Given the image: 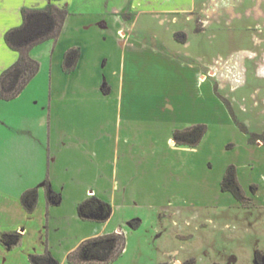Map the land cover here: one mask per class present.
<instances>
[{
    "label": "rangeland",
    "instance_id": "374dc122",
    "mask_svg": "<svg viewBox=\"0 0 264 264\" xmlns=\"http://www.w3.org/2000/svg\"><path fill=\"white\" fill-rule=\"evenodd\" d=\"M80 5L78 3L75 7ZM104 5L90 4L89 7L102 12ZM177 5L181 9L176 12L163 11L157 15L143 13L140 16L136 30H133V38L151 45L152 53H148L147 58L150 59L146 60V65L137 66L140 69L137 76L140 75L141 79L136 76L132 90L129 86L124 89L126 97L129 92L133 94L130 98V107L134 110L132 113L146 108L153 110L150 108L158 106V102L159 105L163 101L169 104L168 99L174 104L171 96L163 93V87L170 92L173 89L185 92L194 90L203 99L205 97L214 112L209 120L212 124V135L207 140L209 148L196 156H188L194 157L196 161L201 160L195 168L187 162L188 159L183 160L181 156L177 158L175 168H169L160 159V155L164 154H155L157 142L152 137L155 136V130L148 131L145 149L129 147L126 151V143L116 147L114 162L104 165L100 160L98 165L100 173L109 175L103 181H98L106 185L109 180L108 196L103 201L112 206V216L107 221L83 219L91 223L82 229L83 234L94 235L90 238L114 232L125 235V251L110 264H179L178 260L183 261L181 264H234L233 257L236 256L240 257L239 264H254L255 260L251 262L247 254L242 257L228 252L238 243H230L226 239L224 241V238L245 234L249 245L252 236L251 217L256 213L250 207H225L224 195L216 182L220 163L224 159L229 161L234 158V154L225 150L223 144L232 142L235 145L236 141H241L237 131L240 129L239 123L247 129H264V0H178ZM42 44L35 48L46 65L48 55L42 49ZM154 59L157 60V66H154ZM170 60L178 64V67L187 69L188 79L185 76L184 80L179 77L178 80L172 78L170 81L171 77L164 76L166 73L161 74V67ZM117 67L114 66L115 69ZM44 70L22 98L17 100L19 94L12 102L3 103L1 117L17 126L22 138L25 135L24 129L33 128L38 132L37 125L49 116V108L43 109L48 106L49 95L42 81L43 76H47L48 66ZM191 81L194 82L192 88L189 86ZM155 88L162 97L156 96ZM117 94L116 89L113 99L116 100ZM139 94L147 96L146 100ZM188 101H181L185 110ZM102 103V99L94 96H82L75 101L66 100L63 102L62 121L72 122L74 119L75 122H86L87 114L92 111L91 118L98 111V122L102 123L101 113L107 111L105 122L109 121L114 130L102 123L98 128L101 133L99 141L110 145L112 139H107L111 131L113 141L117 138V109L112 104L103 108ZM226 110L232 118L228 124L225 122ZM191 117L190 114L183 117L181 123L186 124V128L192 126ZM223 124L227 125L223 127ZM1 156L3 154L0 151ZM209 159L215 166L208 170L206 163ZM0 163L5 171L9 163L2 160ZM31 163L38 171H31L23 162L10 165L9 170L15 169L18 172L15 175L5 174L0 164V187L12 188L15 193L23 191L22 200L27 190L35 189L33 185L46 182L47 166L42 164V160L41 163L39 160ZM113 170L115 184L118 183L114 195L111 194L110 184ZM208 191L209 199L203 201L201 197ZM175 196L180 202L186 201L189 205L180 204V207H176L168 204L170 197ZM66 197L68 202L61 207V213L68 216L73 196L71 198L68 194ZM131 222H138V227L134 228ZM228 224L232 227L226 228ZM67 231L68 227H63L61 235ZM18 245L10 247H20ZM70 245L71 242H65L58 247L60 258L57 260L60 264H71L68 260L70 253H63ZM261 245L264 246V243Z\"/></svg>",
    "mask_w": 264,
    "mask_h": 264
},
{
    "label": "crops",
    "instance_id": "0c3cea01",
    "mask_svg": "<svg viewBox=\"0 0 264 264\" xmlns=\"http://www.w3.org/2000/svg\"><path fill=\"white\" fill-rule=\"evenodd\" d=\"M52 3L68 10L69 15L59 38L47 40L41 46L48 55V64L45 65L42 57L36 53L37 48L34 47L30 51L32 58L40 60V71L17 99L25 95L33 83L42 76L45 66H48L47 76L42 78L44 88L47 87L49 95L48 106L43 108H49L48 119L45 118L37 125L38 132L33 128L24 129L25 135L22 138L18 134V127L1 117L3 103L12 101L4 102L0 99V144L2 145L0 151L3 154L0 160L9 163L5 171L3 164L0 163L2 171L5 174L14 173L15 175L17 171L9 170V166L16 165L18 162L26 163L28 168L34 171L37 167L31 162L36 160H39V163L42 160V164L47 166L48 171L46 182L32 186L39 191L38 204L32 213H29L22 204L23 191L15 193L12 188L0 187V264H31L29 259L31 255L43 254L45 251H49L56 259H59L58 247L65 242H71L70 247L63 252L68 255L84 240L94 236L83 234L82 229L91 223L83 220L78 210L79 205L90 197H97L101 200L107 198L109 180L106 185L102 181L109 175L105 176L100 173L98 165L100 160L104 165L107 162L108 164L113 163L115 148L120 147L122 143H126V151L129 147L145 149L148 131L155 130V136H152L157 142L155 154H164V156L160 155V159L162 158L169 168H175L177 158L180 156L183 160L188 159L187 162L195 168L201 160L196 161L194 157L188 156H196L208 149L207 140L212 135L210 131L212 124L209 120L214 112L207 104L205 97L203 99L194 90L185 92L173 89L174 92H170L163 87V93L171 96L174 104L171 99L170 101L168 99L169 104L163 101L159 105L158 102V106L150 108L153 110L146 108L140 109V112L135 111V113H132L134 110L130 107V98L133 94L129 92L126 97L124 88L129 86L132 90V82L136 79L137 72L140 73L137 66L146 65V60L150 59L147 58L148 53H152L151 45L143 44L133 38V30H136L140 16L143 13L157 15L163 11L176 12L181 9L177 5L178 0H0V77L20 57L19 52L6 44L5 35L9 30L23 24L22 10L24 8L43 9ZM78 3L81 4L80 7H75ZM102 3L105 4L102 12L94 11L89 7L90 4ZM173 5L175 7H171ZM74 47L82 49L81 58L76 69L71 73H66L63 69L64 57L66 52ZM154 61V66H157V60L154 59ZM115 65H118L117 69L114 68ZM178 66L170 60L168 64L161 67V74L166 73L164 76L171 77L170 81L172 78L178 80L179 77L184 80L185 76L188 79L187 69ZM140 77V75L137 76L141 79ZM193 85L194 82L191 81L190 88ZM116 89L118 94L115 100L113 95L116 94ZM154 91L158 98L162 97L156 88ZM82 96L102 99L103 108H107L108 104L116 107L117 138L115 137L113 141V131H111L107 139H112L110 145L99 141L101 133L98 128L102 123L108 129L114 130L109 121L105 122L107 111L101 113L102 123L98 122L100 118L98 111L91 117L92 120L90 118L92 111L87 114L86 122L79 123L74 119L72 122L62 121L63 102L75 101ZM139 96L145 100L147 98L145 95L139 94ZM186 99L190 101L185 110L181 101ZM189 114L192 116L191 125L206 124L208 126V132L196 148L180 147L173 137L174 131L186 128V124L181 122L183 117L186 118ZM225 116V122L230 123L232 120L230 112L226 110ZM249 130L255 134L264 132V129L251 128ZM237 131L241 141H236L235 145L232 142L223 144V148L234 154V158L229 161L224 159L221 165L219 164L216 183L224 195L227 204L225 207L244 208L232 193L224 192L221 188L228 166L235 165L238 169L239 181L252 201L249 207L256 215L253 213L251 217L252 236L249 245L246 243L247 235L245 234L236 235L237 237L228 236L224 238V241L226 239L230 243H238L228 252L237 253L242 257L247 254V259H251V262L255 260L254 264H259L256 257L260 254L262 264H264V246L261 245L264 243L262 241L264 237V143L262 141L252 143L247 134L240 129ZM206 165L208 170L215 166L210 159ZM113 173L114 170L111 173L110 182L112 195H114V188L118 187V183L115 184L116 179ZM99 179L102 181H98ZM47 183L53 192L60 195V204L50 205L46 193ZM254 185L257 187L256 193L252 191ZM208 193L209 191L201 197L203 201L209 199L207 198ZM68 194L73 198L70 201L72 208L67 216L61 213V207L68 202L66 197ZM179 200L177 196L170 197L168 204L176 205V207H180V204L189 205L188 202ZM183 205L181 207H185ZM63 227H68V231L64 234L62 232L61 235ZM228 227L232 225H226V228ZM10 233L21 234V243L18 245L20 247L4 246L1 238L4 234ZM233 258L235 259L234 264H239L240 257ZM178 263L181 264L183 261L178 260Z\"/></svg>",
    "mask_w": 264,
    "mask_h": 264
},
{
    "label": "trees",
    "instance_id": "16d2710c",
    "mask_svg": "<svg viewBox=\"0 0 264 264\" xmlns=\"http://www.w3.org/2000/svg\"><path fill=\"white\" fill-rule=\"evenodd\" d=\"M22 15L23 24L9 30L5 35L6 44L19 52L20 57L0 77V99L3 100L16 98L38 74L40 63L32 58L30 51L47 40L59 38L69 11L52 3L43 9L24 8ZM81 54L80 47L71 48L66 52L63 62V69L66 73H71L76 69ZM104 90L107 91L105 88ZM239 127L248 135L250 142L262 141L264 143V132L262 134L251 133L242 123H239ZM207 132L206 124H197L174 131L173 137L178 146L196 148ZM221 188L224 192L232 193L244 207L251 205L252 201L239 181L238 169L235 165L228 166ZM256 190L257 187L252 186L254 193ZM46 193L50 205L60 204V195L53 192L48 183ZM38 200L39 191L36 188L27 190L22 196V204L29 213L35 211ZM78 210L84 220L92 221H107L113 213L112 206L97 197L82 202ZM131 225L137 228L139 223L131 222ZM1 241L9 247L18 245L21 242V234H4ZM125 247V235L122 232H114L83 241L69 254L68 260L71 264H110L123 254ZM256 259L259 264H262L260 254H257ZM30 262L31 264H60L49 251L31 255Z\"/></svg>",
    "mask_w": 264,
    "mask_h": 264
}]
</instances>
